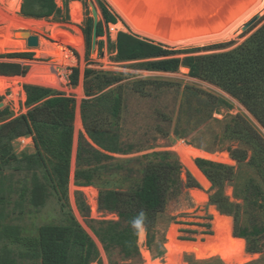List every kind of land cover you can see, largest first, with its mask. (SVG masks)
<instances>
[{"label": "rangeland", "instance_id": "374dc122", "mask_svg": "<svg viewBox=\"0 0 264 264\" xmlns=\"http://www.w3.org/2000/svg\"><path fill=\"white\" fill-rule=\"evenodd\" d=\"M55 1L64 14L68 8V21L64 22L56 17L26 18L21 14V10L19 12L15 10L16 14H13L10 10L11 0H0V29L8 27L18 36L20 32H29L33 36H38L40 40L38 48L27 47L24 51L2 54L25 53L29 54L30 58H0V62L18 63L28 67L25 76H0V96L5 104L1 111L7 110V113L0 117V127L27 114L42 103L30 105L27 102L26 87L50 89L55 94H62L76 101L69 181L66 189L56 188L57 159L41 149L43 161H40L31 136L14 140L8 149L16 159L6 165L0 163V264H42L38 243L40 228L46 225H67L70 216L75 218L96 244L98 255L91 264H146L142 255V250L145 248L150 252L152 259L166 263V244L168 234L173 227L178 228V240L182 242L205 243L207 237L216 236L213 208L222 216L232 219L234 236L233 218L223 215L210 203L211 182L208 180L211 185L205 188L181 162L177 150L180 143L207 153H223L230 157L232 160L230 163L205 160L235 169L234 181L227 185L225 195L231 203L241 206L242 226L252 229L253 225L257 224L264 229V164L259 166L252 161L256 151L250 143L238 142L227 133L232 119L240 115L264 140V126L248 107L211 82L192 77L189 68L182 66L173 73L146 71L142 69V65L161 58L119 60L118 43L122 33L143 41L147 40L132 35L128 30L119 29V25L125 23L107 0ZM15 2L16 0L13 1L14 5ZM20 3L22 6L23 0ZM73 5H80L82 9V19L79 22L71 15ZM102 6L107 7L116 17V23L106 22L102 14ZM93 7L99 13L98 27L101 26L103 31V34L97 38L94 50L93 34L90 45L86 37V29L89 25H92L94 30ZM256 16L258 19L249 28L244 29V26ZM12 17L38 21L43 28L17 30L11 25ZM263 28L264 0L261 1L254 15L233 28L228 36L189 48L167 49L181 51L172 57L182 60L188 57L230 53L246 45ZM54 33H59L58 37L54 36ZM66 37L69 40L65 39ZM16 40L27 43L26 38L18 37ZM80 41L81 46L77 47L75 43ZM41 42L48 44L49 52L41 51L39 55L36 50L41 47ZM64 47V52L72 61L65 68L61 58L58 57L63 53L59 50ZM75 68L80 72L78 85H72L69 81V76ZM87 70H94L99 74L119 75L123 80L93 97H87L85 92ZM46 80L53 83L44 82ZM142 80L163 84L138 85ZM206 94L225 100L232 107L215 103ZM102 95L111 97L105 104L106 109L102 104L97 103L91 114L100 112L99 115L107 120L104 122V129L119 140L117 152H109L97 146L84 125L82 117L84 100H95ZM119 98H121V111L117 117L111 107L107 108V106H114L115 100ZM83 147H90L100 155L93 159ZM229 148L246 149L247 160L243 163L233 160ZM164 158L176 160L181 164L184 188L179 197L168 200L166 211L158 218L155 241L149 245L145 227L139 228L138 244L141 253L139 261L126 258L119 249H106L97 232L102 223L120 222V217L117 213L100 207V193L134 190L141 183L148 163ZM198 159L204 158L197 157L194 160L199 168L196 163ZM35 161L40 162L41 165ZM257 162L261 163L258 156ZM84 173L93 176L90 185L85 184L86 180L82 177ZM189 177L200 187H187ZM194 191L205 194L207 201L202 205L196 204ZM93 193L96 195L94 196ZM142 232L146 236L144 242L140 241ZM261 236L259 235L260 244L264 246V234ZM245 245L246 253L249 254L246 240ZM79 254V250L73 249L71 264L77 263ZM249 255L253 258L247 264H264V249L261 253ZM182 257L183 264L189 262L218 264L222 261L218 258L198 260L193 254H184Z\"/></svg>", "mask_w": 264, "mask_h": 264}, {"label": "trees", "instance_id": "16d2710c", "mask_svg": "<svg viewBox=\"0 0 264 264\" xmlns=\"http://www.w3.org/2000/svg\"><path fill=\"white\" fill-rule=\"evenodd\" d=\"M16 0L14 8L26 18L49 19L61 18L69 20V10L58 7L55 0ZM102 14L107 23H116V17L111 11L102 6ZM93 34V26L86 29L87 42L90 45ZM98 36L103 34L101 26L98 27ZM181 51L170 50L154 43L143 41L128 34H121L118 43L119 60L157 59L142 65L146 71H158L173 73L180 67L190 69V75L194 78L209 81L237 99L258 119L264 126V28L257 33L246 45L225 54L211 55L207 57H188L185 59L172 56ZM29 54L17 53L1 55L0 58H30ZM28 67L18 63L0 62V76H25ZM80 72L73 69L69 76L72 85H78ZM87 80L86 96L93 97L112 85L120 83L123 78L119 75L99 74L94 70L85 72ZM157 83L156 81H139L138 85ZM140 91V87H138ZM27 102L39 104L27 114L21 115L0 127V163L9 164L16 159L10 154L8 146L22 137H33L38 150V157L43 161L41 149L51 153L58 161L55 167L58 185L56 188L66 189L69 181V167L73 144L76 101L62 94H55L52 90L29 86L26 87ZM215 103H222L228 108L231 104L225 100L213 97ZM110 95H102L95 100H84L82 104V117L90 138L97 146L109 152L119 150V140L105 131V118L100 112L91 114L97 103L104 109ZM3 98L0 96V103ZM113 99H111L112 101ZM213 102V103H214ZM114 114L119 117L121 111V98L115 100L111 106ZM7 110H0V117ZM107 121V120H106ZM232 139L250 143L256 151L252 160L259 166L264 164V140L259 133L240 115L232 119L227 128ZM87 146V145H86ZM88 155L96 159L100 154L90 147L84 148ZM233 160L243 163L247 160V150L243 148H229ZM257 156L260 164L257 162ZM39 164L40 162L35 161ZM204 175L211 182L210 203L215 205L223 214L233 218L234 237L246 240L249 254L261 253L264 246L260 244L259 235L264 234V229L254 224L248 229L241 224V206L233 204L225 195L227 185L234 181L235 169L233 167L215 163L205 159L196 161ZM1 165V164H0ZM41 165V164H39ZM1 167V166H0ZM85 174V173H84ZM82 174L85 184L90 185L93 176ZM183 167L176 160L167 158L159 161H150L144 172L141 183L131 191L101 192L99 196L100 207L117 213L120 222H104L101 224L98 237L105 248L119 249L129 259L140 260L141 253L138 244L140 227H145L148 233V243L151 245L156 238L158 218L166 211L168 200L179 197L184 188L182 180ZM189 188H199L200 185L189 177ZM210 227V225H206ZM212 234V233H211ZM262 237V236H261ZM38 243L42 254V264H71L73 249L79 250V259L76 264H91L97 257L98 250L92 238L83 230L73 216L69 217V223L64 226L46 225L40 228ZM212 262V261H211ZM189 264H198L189 262ZM218 264H224L222 261Z\"/></svg>", "mask_w": 264, "mask_h": 264}, {"label": "bare ground", "instance_id": "6f19581e", "mask_svg": "<svg viewBox=\"0 0 264 264\" xmlns=\"http://www.w3.org/2000/svg\"><path fill=\"white\" fill-rule=\"evenodd\" d=\"M14 0L10 2V10L16 14ZM114 8L124 24L119 29L128 30L134 36L164 48L184 49L203 43L224 38L232 32L242 21L254 15L262 0H107ZM4 15V14H3ZM71 15L77 22L82 19L80 5H73ZM6 16V15H5ZM13 18V17H12ZM11 25L17 30H38L42 24L32 19L14 17ZM11 26V27H12ZM10 28L0 29V55L6 52H19L27 48L26 41L16 40L19 36L13 34ZM58 37L59 33H54ZM61 36V34H60ZM14 38V40H13ZM65 39H68L66 37ZM75 41V40H74ZM73 41V43H74ZM77 42V41H75ZM80 43H75L77 47ZM61 49V48H60ZM63 51L61 58L63 67L72 63L70 57ZM49 52V46L41 42L37 54ZM52 84V81L46 80ZM181 162L195 175L205 188L210 187V182L194 160L197 157L230 163L232 160L227 154H211L194 149L187 144L177 146ZM95 196L96 194L93 193ZM196 204L202 205L207 201V196L199 191L193 192ZM215 217L214 230L216 236L207 237L203 242H182L178 240V228L173 227L168 234L166 244V264H183V255H195L198 260L218 258L225 264H247L252 256L246 253L245 240L235 238L232 234V219L222 216L216 209H212ZM146 236L142 232L140 241L144 242ZM146 264H161V261L151 258L150 252L142 250ZM166 261V260H165Z\"/></svg>", "mask_w": 264, "mask_h": 264}, {"label": "water", "instance_id": "95a60500", "mask_svg": "<svg viewBox=\"0 0 264 264\" xmlns=\"http://www.w3.org/2000/svg\"><path fill=\"white\" fill-rule=\"evenodd\" d=\"M93 17H94V30H93V50L96 48V42L98 38V18H99V13L98 11L93 7ZM258 19V16L253 18L250 22H248L245 26L244 29L249 28L256 20ZM19 37L21 38H26L27 39V47L28 48H38L40 45V40L38 36H33L29 32H20ZM5 104L2 102L0 103V110L3 109ZM161 264H166L165 262H161Z\"/></svg>", "mask_w": 264, "mask_h": 264}]
</instances>
